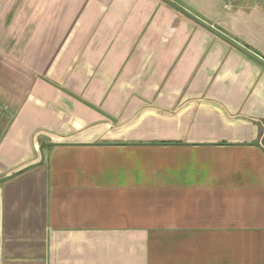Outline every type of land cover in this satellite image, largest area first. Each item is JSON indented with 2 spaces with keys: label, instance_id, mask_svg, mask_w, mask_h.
I'll use <instances>...</instances> for the list:
<instances>
[{
  "label": "crops",
  "instance_id": "1",
  "mask_svg": "<svg viewBox=\"0 0 264 264\" xmlns=\"http://www.w3.org/2000/svg\"><path fill=\"white\" fill-rule=\"evenodd\" d=\"M174 1L0 0V264H264V7Z\"/></svg>",
  "mask_w": 264,
  "mask_h": 264
},
{
  "label": "trees",
  "instance_id": "2",
  "mask_svg": "<svg viewBox=\"0 0 264 264\" xmlns=\"http://www.w3.org/2000/svg\"><path fill=\"white\" fill-rule=\"evenodd\" d=\"M164 2H166L167 4L171 5L172 7L176 8L178 11L186 14L187 16L198 20V18H196L194 15H192L191 13H189L188 11H186L181 5H179L176 1L174 0H163ZM200 21V20H198ZM202 23V22H201ZM203 24V23H202ZM205 25V24H203ZM225 40H227L230 44H232L233 46L239 48L242 52H244L245 54H247L248 56H250V58L262 63L256 56H254L253 54H251L249 52V50L247 48H249V46L245 45V44H239L237 42H235L232 38H230L229 36H223ZM5 179H0V181H3Z\"/></svg>",
  "mask_w": 264,
  "mask_h": 264
},
{
  "label": "rangeland",
  "instance_id": "3",
  "mask_svg": "<svg viewBox=\"0 0 264 264\" xmlns=\"http://www.w3.org/2000/svg\"><path fill=\"white\" fill-rule=\"evenodd\" d=\"M228 1L241 6H251L260 2L264 7V0H228Z\"/></svg>",
  "mask_w": 264,
  "mask_h": 264
}]
</instances>
